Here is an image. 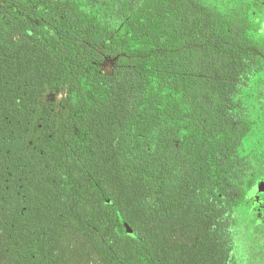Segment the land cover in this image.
Wrapping results in <instances>:
<instances>
[{"label":"trees","instance_id":"obj_1","mask_svg":"<svg viewBox=\"0 0 264 264\" xmlns=\"http://www.w3.org/2000/svg\"><path fill=\"white\" fill-rule=\"evenodd\" d=\"M263 95L264 0H0V264H264Z\"/></svg>","mask_w":264,"mask_h":264},{"label":"flooded vegetation","instance_id":"obj_2","mask_svg":"<svg viewBox=\"0 0 264 264\" xmlns=\"http://www.w3.org/2000/svg\"><path fill=\"white\" fill-rule=\"evenodd\" d=\"M258 143H263V147H260L259 149H256L253 151L250 157L249 161V174L251 177L250 181L247 182V185L245 186V192H246V202H248L249 195L252 194V199L255 202V209L256 212L253 214L254 218L253 220L250 219L251 222V227L253 230L252 235L254 237L257 236V230L264 225V222L259 220L257 218L258 211L264 210L261 207H264V192L258 191L259 189V184L264 183V140H258ZM253 246L255 248H259L264 250V242L254 240L252 241Z\"/></svg>","mask_w":264,"mask_h":264},{"label":"rangeland","instance_id":"obj_3","mask_svg":"<svg viewBox=\"0 0 264 264\" xmlns=\"http://www.w3.org/2000/svg\"><path fill=\"white\" fill-rule=\"evenodd\" d=\"M102 69L104 71H106V72H109L110 71L109 63L108 62L104 63L103 66H102ZM254 94H256V92ZM260 97H261V99L259 101L262 100V95H260ZM263 100H264V95H263ZM254 103H255V101H254ZM253 111H255V112L258 111L259 112V110L257 108H254ZM261 127L264 128V121H263V123H261ZM262 140H264V138ZM258 191H262V193L264 192V183L263 182L259 184ZM255 207H256V205H255L254 200L252 199V194H251V195H249L248 202L246 203L245 213H246L247 218L243 220V225L244 226H246V225L248 226L249 230L246 227L245 231H244V234H246L247 232L249 233V237H250L249 239H250V243H251L252 247H253L252 241H254V240H257V242L258 241L264 242V225H262V227H260V229L256 231L257 232V236L256 237H254L252 235L253 230H252V227H251L250 219L253 220V218H254L253 214H255V212H256ZM261 208L264 209V207H261ZM257 218L264 222V210H262L261 212L258 211ZM240 222H241V218H240ZM249 226L251 227V229L249 228ZM241 238H242V241L240 243L243 246L242 247V252L245 255V257L248 258V257H250L253 254V251L255 253L256 250H253V249L251 250V247H248L246 245V239L244 240L245 235H241ZM262 258H264V257H262Z\"/></svg>","mask_w":264,"mask_h":264}]
</instances>
